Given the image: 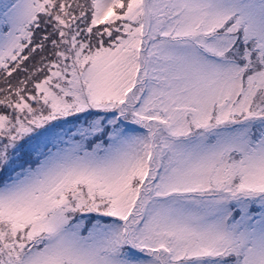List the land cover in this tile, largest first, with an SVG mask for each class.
I'll use <instances>...</instances> for the list:
<instances>
[{"label": "snow or ice", "instance_id": "snow-or-ice-1", "mask_svg": "<svg viewBox=\"0 0 264 264\" xmlns=\"http://www.w3.org/2000/svg\"><path fill=\"white\" fill-rule=\"evenodd\" d=\"M0 264H264V0H0Z\"/></svg>", "mask_w": 264, "mask_h": 264}]
</instances>
